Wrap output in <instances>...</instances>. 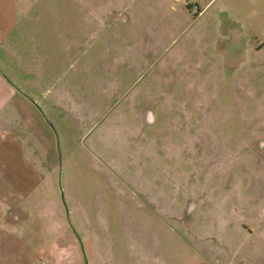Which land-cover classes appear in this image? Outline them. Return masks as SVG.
I'll list each match as a JSON object with an SVG mask.
<instances>
[{"label":"rangeland","instance_id":"obj_1","mask_svg":"<svg viewBox=\"0 0 264 264\" xmlns=\"http://www.w3.org/2000/svg\"><path fill=\"white\" fill-rule=\"evenodd\" d=\"M146 1L0 0L27 236L75 264H264V0Z\"/></svg>","mask_w":264,"mask_h":264},{"label":"crops","instance_id":"obj_2","mask_svg":"<svg viewBox=\"0 0 264 264\" xmlns=\"http://www.w3.org/2000/svg\"><path fill=\"white\" fill-rule=\"evenodd\" d=\"M215 1L217 0H147L146 5L149 8L146 9L145 6L139 14H152L155 16L153 19L163 21H187L197 18ZM96 63L97 60L90 58L86 62L89 68ZM2 81L4 79L0 77V82ZM9 99L10 93L2 94L0 106L4 108ZM8 151L9 148L0 146V160L6 165L5 173H0V264H75L73 252H59L58 247L52 246V241L44 243L41 238H37V228H41V224H30L29 228L35 232L33 237L27 236L28 224L21 214L22 210L26 211V188L20 183L26 178L21 165L27 163V160L16 159ZM10 165L20 167L12 172Z\"/></svg>","mask_w":264,"mask_h":264}]
</instances>
